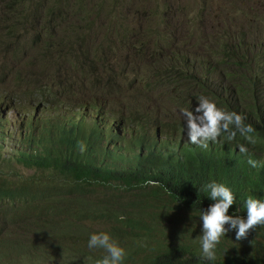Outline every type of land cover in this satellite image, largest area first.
<instances>
[{
	"label": "trees",
	"instance_id": "obj_1",
	"mask_svg": "<svg viewBox=\"0 0 264 264\" xmlns=\"http://www.w3.org/2000/svg\"><path fill=\"white\" fill-rule=\"evenodd\" d=\"M0 2L10 3L7 10L13 8V14L25 15L24 11L36 9L42 0ZM50 2L49 14H56V20L69 19L73 35L64 40L53 38L49 30L44 32L49 42L31 63L41 83L32 87L36 90L33 93L29 88L24 91L29 97H40L48 108L50 96L64 102L61 96L74 95L79 87L86 89L80 81H88L89 90L98 89L104 79L96 71L104 65L106 53L95 54L88 47L92 43L87 30L96 25L107 31L106 13L120 6L118 0ZM120 25L113 24L104 38L108 41L116 37L118 48L127 45L130 36L129 30ZM226 33L227 37L209 41L222 53L221 58L206 53L197 59L201 76L170 67L163 75L153 77L164 86L173 84L167 91L176 107L194 111L197 98L203 95L217 107L242 115L245 124L254 129L250 135L256 143L237 131L233 140L227 141L225 133L216 143L209 142L207 149L191 144L186 121L163 120L166 112L162 103H150L147 89L135 94L136 100L143 97L148 104L133 118L101 116L87 128L83 111L55 122L53 116L34 115L27 123L21 122L14 134L0 130V148L3 141L12 140L16 147L9 158L26 168L59 173L64 177L62 183H68L65 190L59 187V181L53 185L28 179L19 183L0 181V264H25L21 258L28 259L27 264H97L107 253L101 248L90 249L88 241L92 233L100 231L110 234L124 248L122 264H264V226H257L240 241L231 230L221 237L214 261L201 256L200 214L214 203L203 190L204 185L215 181L232 190L236 199L229 215L246 217L244 202L249 196L264 200V48L258 49L240 30ZM167 39L160 38L164 47L169 44ZM73 43L76 49L72 52H80L67 60V69L58 72L55 67L61 65L59 58L71 51ZM51 49H65L66 53L46 61L43 55ZM116 75L107 76L106 81L110 84ZM221 77L226 84L219 83ZM81 143L85 145L83 152ZM239 145H244L247 152H241ZM249 158L262 166L251 167ZM149 180L154 183L148 184ZM95 208L97 213L92 214ZM175 213L182 216L172 222ZM149 215L155 228L147 221ZM97 221L110 225L93 227ZM188 224L194 229L189 230ZM171 230L174 237H169ZM129 241L135 247H129Z\"/></svg>",
	"mask_w": 264,
	"mask_h": 264
},
{
	"label": "rangeland",
	"instance_id": "obj_2",
	"mask_svg": "<svg viewBox=\"0 0 264 264\" xmlns=\"http://www.w3.org/2000/svg\"><path fill=\"white\" fill-rule=\"evenodd\" d=\"M118 3L120 6H111L112 9L106 13L104 25L107 24L111 29L113 24L117 26L121 24V27L129 30L128 44L118 48L116 37L111 36L108 41L104 40L109 29L102 31L101 28H96V25L89 26L93 29L87 30L89 43H92L88 47L93 49L95 54L106 53V56H103L104 65L98 66L96 71L104 80L98 84V89L95 91H92L94 88L89 90L88 81H80V85L86 86V89L79 87V90L74 91V95L61 96L59 99L65 100L64 102H57L53 96H50L51 99H47L50 105L48 108L47 103L40 101L37 95L29 97V94L24 93L28 88L32 93L35 92L32 87L41 83V80L37 81L39 76L37 68L31 63L39 57V53L49 42L44 35L45 31L49 30L50 35L55 39L63 37L65 40V36L73 35L69 30L70 21L56 20V14H49L47 6L51 4L50 0H42L36 9L33 7L24 11L25 15L13 14V8L7 10L10 3L0 2V130L2 132L16 133L21 128L20 123H27L34 115L53 116L52 121L55 122L74 114L76 116L83 111L87 128L101 116L116 119L133 118L137 111L146 109L148 103H145L143 97L135 99V94L143 93L145 89L151 98L150 103L154 106H160L162 103L166 112L162 117L163 120L167 123L181 121L184 120L181 108L176 107L168 96L167 90H171L173 84L167 86L160 84L153 77L154 74L163 75L170 67H180L195 77L201 76L202 71L197 59L206 56V53L221 58L222 53L212 47L209 41L217 37H227L226 31L230 33L231 30H240L243 36H247L248 41L251 40L258 49L264 48V36H262L264 0H118ZM61 13L63 14V11ZM122 34L120 31V35ZM160 38L165 40L168 38L169 44L164 47ZM74 49L76 45L73 43L72 49H69L71 51L67 54L65 49H51L43 56L46 61H50L55 55L65 54L66 56L59 58L61 65L54 66L58 72H62L69 67L66 65L67 60L80 52L77 50L73 53ZM114 72L117 75L109 84L106 78L112 76ZM140 78L143 80L140 81ZM145 80L150 83L146 84ZM229 81L232 82L230 78ZM219 83H225L224 77L219 79ZM109 88L114 89L109 90ZM36 105L39 107L35 108ZM1 145L0 181L19 183L28 179L43 182L45 185H53L59 181V187L61 185L65 190L66 186L68 187L67 181L62 183L64 177L57 172L55 174L49 169L42 171L26 168L17 163L13 157L9 158L15 154L16 147L13 140L3 141ZM89 195L91 196V193ZM62 204L69 205L63 202ZM76 212L82 213L78 208ZM95 213H97L96 208L92 214ZM144 215H147V211ZM181 216V213H175L171 221L174 222ZM147 221L155 228V222L150 215ZM109 225V222L105 224L104 221H97L93 227ZM187 226L189 230L194 229L192 224ZM174 236L175 232L169 231V237ZM140 243H142L141 239ZM129 247L135 245L129 241ZM21 259L25 264L29 262L26 258ZM3 264L11 263L4 261Z\"/></svg>",
	"mask_w": 264,
	"mask_h": 264
},
{
	"label": "clouds",
	"instance_id": "obj_3",
	"mask_svg": "<svg viewBox=\"0 0 264 264\" xmlns=\"http://www.w3.org/2000/svg\"><path fill=\"white\" fill-rule=\"evenodd\" d=\"M195 110L181 109V115L186 121L187 140L198 147L207 149L209 142L216 143L223 134L226 140L235 138L238 131L250 143L255 144L256 140L250 133L254 131L251 125L245 124V118L235 111H226L206 96H199ZM83 152L85 145L80 144ZM239 150L247 152L244 145H239ZM248 163L253 168L262 166L261 162L249 158ZM148 184L154 183L149 180ZM207 196L214 201L209 207L202 209L200 219L201 230V256L205 260L216 259V247L221 237L229 231L235 230L236 240L246 239L251 231L257 226H264V200L247 197L245 200L246 217L241 215H229L230 207L235 203V196L232 190L223 183L212 181L203 186ZM88 247L104 249L107 255L97 264H122L125 258V250L117 241L113 240L107 232H94L90 235Z\"/></svg>",
	"mask_w": 264,
	"mask_h": 264
}]
</instances>
